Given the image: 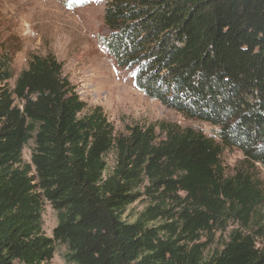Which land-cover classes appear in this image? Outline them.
Masks as SVG:
<instances>
[{"label":"trees","instance_id":"16d2710c","mask_svg":"<svg viewBox=\"0 0 264 264\" xmlns=\"http://www.w3.org/2000/svg\"><path fill=\"white\" fill-rule=\"evenodd\" d=\"M104 1L117 65L215 135L166 120L118 132L53 52L15 74L18 39L1 40L0 264H53L57 245L73 264H264V0ZM226 149L243 154L232 170Z\"/></svg>","mask_w":264,"mask_h":264},{"label":"rangeland","instance_id":"374dc122","mask_svg":"<svg viewBox=\"0 0 264 264\" xmlns=\"http://www.w3.org/2000/svg\"><path fill=\"white\" fill-rule=\"evenodd\" d=\"M104 11V0H0V41L9 36L19 42L13 60L15 74L27 67L30 53L51 51L61 61L64 74L76 86L87 109L101 106L118 132L135 123L149 125L166 120L199 127L214 136L216 128L212 125L186 119L137 89L135 70L118 66L104 48L102 38L110 33ZM30 153L27 146L23 152L26 161H30ZM113 157L112 153L107 156L109 168ZM242 158L237 149H226L222 156L228 170ZM258 170L264 180V168L259 166ZM145 205L143 200L135 202L125 218L134 220ZM43 223L45 233L51 236L57 216L49 203L44 205ZM65 253L66 246L57 245L52 263L73 264L65 261Z\"/></svg>","mask_w":264,"mask_h":264}]
</instances>
